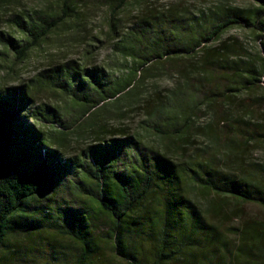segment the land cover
<instances>
[{
    "label": "trees",
    "instance_id": "obj_1",
    "mask_svg": "<svg viewBox=\"0 0 264 264\" xmlns=\"http://www.w3.org/2000/svg\"><path fill=\"white\" fill-rule=\"evenodd\" d=\"M251 1L255 7L220 5L208 16L170 11L143 19L144 26L120 44L133 60L122 79L100 65H53L48 83L77 104L75 113L40 104L29 85L0 84V264L16 260L20 240L30 241L31 256L22 254L30 264L255 263L246 248L251 241L264 242V225H248L233 250L220 237L213 215L222 212L226 198L264 207V163L255 164L249 175L227 161L220 165L217 148L207 156L204 151L188 154L184 144L191 143L194 128L218 138L236 96L261 86L264 57L245 59L242 43L224 37L232 26L245 27L262 39L264 49V0ZM15 23L23 38L6 35L4 40L19 61L57 25L44 17L27 21L19 16ZM161 66L177 81L165 99L147 103L158 147L126 129L97 125V114L110 101L137 95L145 78ZM221 105L226 108L222 121L216 115ZM201 110L212 116L204 127L196 125ZM85 125L94 141L70 155L73 129ZM260 129L236 132L243 139L237 143L232 137L240 166L245 159L239 150L249 151L256 136L264 135V125ZM175 153L187 157L176 160ZM193 188L214 201L203 206ZM55 235L70 240L73 249L60 251L56 245V255L37 258L40 248L31 243L55 248L49 241Z\"/></svg>",
    "mask_w": 264,
    "mask_h": 264
},
{
    "label": "rangeland",
    "instance_id": "obj_2",
    "mask_svg": "<svg viewBox=\"0 0 264 264\" xmlns=\"http://www.w3.org/2000/svg\"><path fill=\"white\" fill-rule=\"evenodd\" d=\"M220 5L228 7H255L251 0H0V84L5 86L26 84L32 87L33 93L40 104L46 103L67 113H75L77 104L68 96L56 92L48 83L49 70L53 65L72 62L82 67L100 65L107 68L117 79L127 77L132 70V57L123 53L120 44L130 31H138L144 26L143 19L151 16L165 15L170 11L181 14L194 15L195 17L213 14ZM22 16L31 21L40 17L47 18L49 22L57 23L47 38L38 46L32 48L28 56L19 61L15 58L14 50L6 44V35L15 39H22L23 33L16 25L15 20ZM164 17V16H163ZM251 30L241 26H232L227 29L224 37L230 42L243 45L245 59L257 60L264 57L260 37ZM259 84L248 91H242L236 96L231 109V116L224 118V106H218V119H225L219 124L218 138L206 136L201 130L191 129V143H184L188 154L203 152L210 155L217 151L220 165H227L233 169L240 167L241 172L251 175L256 171V165L264 163V135H257L258 142L243 153L244 147L239 152L245 161L240 166L237 163L236 152L230 144L233 139L237 143L242 137L236 132L246 134L248 131H263L264 125V72ZM176 74L166 67L156 68L154 73L145 78L137 95L126 97L119 102L110 101L96 116L98 124H106L110 128H123L131 135L139 137L146 145L158 147L160 139L157 132L150 129L149 110L147 103L155 102L160 97H167L174 89ZM182 85L183 83L180 82ZM172 105L177 102V96L170 98ZM224 100V99H223ZM224 115V116H223ZM223 117V118H222ZM242 117L248 125L235 119ZM212 120L211 112L201 110L198 114L196 125L204 127ZM45 128L50 127L43 124ZM68 140L67 152L70 155L80 151L94 140L90 134V127H76ZM237 137V138H236ZM176 160L187 157V154H174ZM227 158V160H226ZM240 158V157H239ZM256 164V165H255ZM192 195L203 206L211 204L214 198L207 192L193 188ZM223 199V198H219ZM222 212L213 215L219 226L220 237L228 243L230 248L237 250L242 244L239 236L248 225H264V207L251 202H239L234 199H224ZM220 202H223L221 200ZM50 238L55 248L48 244L31 246L40 248L35 252L37 258L42 260L45 256L56 255L58 250L65 252L73 249V243L55 235ZM35 239V238H34ZM36 240V239H35ZM29 240L17 241L14 247L19 253L15 259H10L6 264H30L25 257L29 251ZM250 242V241H249ZM40 243V242H39ZM63 244V246H59ZM250 246V247H249ZM248 249L251 259L255 263L264 264V242H250Z\"/></svg>",
    "mask_w": 264,
    "mask_h": 264
}]
</instances>
